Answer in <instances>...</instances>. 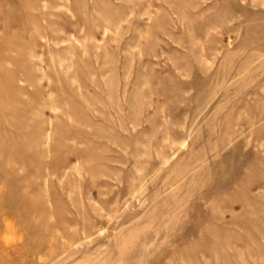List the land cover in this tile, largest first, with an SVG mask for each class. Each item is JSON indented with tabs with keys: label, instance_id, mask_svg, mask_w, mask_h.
Segmentation results:
<instances>
[{
	"label": "rangeland",
	"instance_id": "obj_1",
	"mask_svg": "<svg viewBox=\"0 0 264 264\" xmlns=\"http://www.w3.org/2000/svg\"><path fill=\"white\" fill-rule=\"evenodd\" d=\"M0 264H264V0H0Z\"/></svg>",
	"mask_w": 264,
	"mask_h": 264
}]
</instances>
